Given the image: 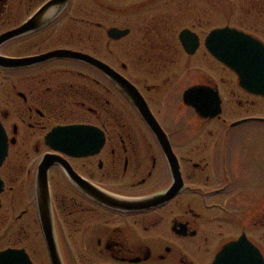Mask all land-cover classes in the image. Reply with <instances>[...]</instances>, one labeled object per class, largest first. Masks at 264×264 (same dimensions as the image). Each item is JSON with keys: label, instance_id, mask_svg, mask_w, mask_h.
Instances as JSON below:
<instances>
[{"label": "flooded vegetation", "instance_id": "af4514ba", "mask_svg": "<svg viewBox=\"0 0 264 264\" xmlns=\"http://www.w3.org/2000/svg\"><path fill=\"white\" fill-rule=\"evenodd\" d=\"M47 1L0 0V125L8 145L0 164V253L22 250L14 253L21 264H53L34 193L37 168L50 153L61 159L48 169V183L62 264H264V156L241 161V142L252 134L248 128L264 125V97L242 89L237 74L209 53L204 38L206 53L220 67L214 72L221 75L191 72L187 88L205 85L219 95L220 110L202 116L183 93L181 100L170 99L165 87L169 91L173 84L167 73L173 52H161L159 37L142 36L136 48L140 62L146 61L144 75L132 77L125 62L123 73L115 69L145 102L138 108L94 65L54 54L83 52L111 67L94 47H77L72 29L58 31L72 1L49 24L16 33ZM251 10L259 12L257 18ZM245 13L248 28L230 26L264 45V7L249 5ZM98 26L106 48L115 40ZM131 31L119 38L120 45ZM101 39L95 38L98 47ZM178 44L191 57L201 47L200 36L192 54L179 37ZM223 69L235 78L228 80ZM226 84L232 87L226 90ZM115 93L126 107L102 110L110 105L104 98ZM75 125L101 130L103 142L68 143L94 150L83 155L46 143L55 127ZM26 184L33 187L32 209L15 212L10 193ZM109 194L159 201L145 210L117 211L100 201Z\"/></svg>", "mask_w": 264, "mask_h": 264}, {"label": "rangeland", "instance_id": "374dc122", "mask_svg": "<svg viewBox=\"0 0 264 264\" xmlns=\"http://www.w3.org/2000/svg\"><path fill=\"white\" fill-rule=\"evenodd\" d=\"M71 6L68 14L60 20L58 31L61 27L75 32L76 46L87 47L89 50L96 49L106 60L111 67L123 73L122 62L129 66V72L132 77L140 78L142 70H146V61H141L137 52V46L140 45L142 36L147 39L155 40L154 36L159 37L161 44V52H173L174 64L169 66L168 77L172 78L173 84L165 91L170 94L171 100H181L183 90L193 82L191 72L194 70H210L216 75H221L214 72L217 69L215 60L208 55L202 45L206 34L213 28L220 26H236L238 28L247 27V15L245 13L247 6L262 5L261 2L251 0H71ZM252 11V18H257L259 12ZM254 11V12H253ZM110 28L124 27L132 29L131 34L127 36L122 44L119 41H111L105 48L104 32L99 29V26ZM192 28L200 36L201 47L197 53L191 57L186 56L178 44V34L182 29ZM66 30V31H67ZM155 32V33H154ZM101 36L102 45L98 47L96 37ZM79 39V41H78ZM139 40V41H138ZM122 48L124 55H121ZM87 49V50H88ZM88 50V51H89ZM181 51V53H180ZM138 55V56H137ZM157 62V61H156ZM220 68V67H218ZM222 74L229 80L235 78L228 70L223 69ZM136 76V77H135ZM233 80V79H232ZM231 81V80H230ZM234 81V80H233ZM150 83V82H149ZM159 83V81H157ZM234 86V85H233ZM232 87L231 84H226V90ZM185 89V90H186ZM165 93V92H164ZM161 94V97L164 95ZM169 97L167 98L169 100ZM104 99L110 101V105L104 109L124 108L126 101L114 96H106ZM103 99V103H104ZM122 110V109H121ZM124 119H127V112L124 114ZM128 123V122H127ZM126 123V124H127ZM128 125V124H127ZM252 134L246 137L241 142L243 146L242 162H252L257 157L264 156V125L257 128H248ZM262 150V151H261ZM260 152V154H259ZM258 155V156H257ZM259 156V157H260ZM32 186L26 184L25 187L15 188L12 191V205L15 212L25 208L32 209L30 199H32ZM15 195V196H14ZM31 238H34L35 229H31Z\"/></svg>", "mask_w": 264, "mask_h": 264}, {"label": "water", "instance_id": "95a60500", "mask_svg": "<svg viewBox=\"0 0 264 264\" xmlns=\"http://www.w3.org/2000/svg\"><path fill=\"white\" fill-rule=\"evenodd\" d=\"M69 3L70 0L47 1L39 8V10H37L35 15L20 26V28L17 29V32H15L20 33L26 29H30V27L40 28L49 24L50 21L56 19L62 13ZM107 30L108 38L113 40H119L121 36H124L129 32V29H118L117 27H110ZM178 36L181 46H183L189 54H192L199 46L198 35L190 29H182ZM204 45H206L210 54H213L218 61L225 64L232 72L237 74L238 83L242 89L248 93L264 97V45L262 42H259L252 35L250 36L234 27L224 26L210 30L204 40ZM54 54L58 57L67 56L94 65L97 69L105 73L117 89L120 90L123 97L126 95L133 105L138 106V108L145 105V102L140 97L137 89L124 79L115 69L111 68L103 61H100L93 56L91 57L86 53L72 50L55 51ZM182 96L185 103L195 108V110L202 116H212L220 110V104L218 101L219 95L215 89L208 86L193 85L184 90ZM149 124L155 132L162 133L159 127H157V129L156 127H153L151 121H149ZM103 138L104 135L101 130L88 125L57 126L46 136V143L52 145L55 150L57 149L61 152L66 153L70 151L73 152L74 155H83L91 153L94 150L89 148L88 145L85 147H75L72 144L69 146L68 143L96 139V145H98L103 142ZM7 148V137L0 125V164L7 156ZM59 161H61L59 157L47 153V155H45L40 161L34 180L35 203L39 223H41V230L45 236L46 243L48 244L53 264H62V262L60 253L58 252L56 232L54 231L48 183V169ZM2 189L3 185L0 179V192ZM105 196L106 197L101 196L100 199L105 206L117 211L121 210L127 212L149 209V207L155 206L159 201V198L156 196L129 200L117 197L113 194ZM21 251L14 249L1 251L0 262H2V264H21L20 259L19 262L15 261L14 256Z\"/></svg>", "mask_w": 264, "mask_h": 264}, {"label": "trees", "instance_id": "16d2710c", "mask_svg": "<svg viewBox=\"0 0 264 264\" xmlns=\"http://www.w3.org/2000/svg\"><path fill=\"white\" fill-rule=\"evenodd\" d=\"M251 1H256V2H261L262 5L259 4V6H254L256 9L260 8V7H264V0H251Z\"/></svg>", "mask_w": 264, "mask_h": 264}, {"label": "snow or ice", "instance_id": "6c2138e0", "mask_svg": "<svg viewBox=\"0 0 264 264\" xmlns=\"http://www.w3.org/2000/svg\"><path fill=\"white\" fill-rule=\"evenodd\" d=\"M0 264H2V262H0Z\"/></svg>", "mask_w": 264, "mask_h": 264}]
</instances>
